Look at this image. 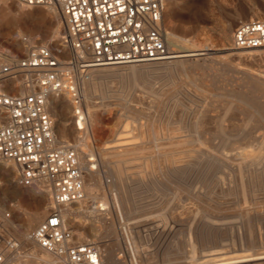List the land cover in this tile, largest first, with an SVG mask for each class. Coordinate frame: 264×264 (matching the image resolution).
Segmentation results:
<instances>
[{
	"label": "rangeland",
	"instance_id": "obj_1",
	"mask_svg": "<svg viewBox=\"0 0 264 264\" xmlns=\"http://www.w3.org/2000/svg\"><path fill=\"white\" fill-rule=\"evenodd\" d=\"M15 1L18 3L0 0V52L23 58L30 53L26 43L31 39L33 48L51 43L48 47L61 61H72L73 55L62 49V23L61 47L54 45L55 12L34 8L45 15L34 11L23 17ZM254 4L261 14H248ZM166 8V29L177 37L181 48L204 54L190 63L205 69L193 71L189 66L186 69L187 65H177L168 67L166 76L154 73L112 80L99 77L97 70L80 76L76 68L68 69L66 76L71 75L73 81L76 78L79 94L84 76L97 79L91 80L93 97L79 103L80 110L93 111L99 120L95 138L86 149L97 188L90 174L83 171L87 190L83 206L85 211L96 205L106 210L95 220L101 233L98 239L92 237V221L85 215L66 222V227L77 243L108 246L115 251L116 260L128 264H170L172 252H189L198 259L264 251V90L257 87L258 82L264 83V49L237 50L232 46L234 32L242 22L264 19V0H166ZM236 14L241 18L234 22ZM230 25L227 42L223 32ZM238 53H259V57L240 59L235 56ZM14 85L4 87L16 93L24 89L23 84L16 90ZM55 112L51 113L50 105L58 140L76 146L75 123L79 119H74L75 110L60 104ZM86 119L88 127L94 125L93 118ZM129 127L141 135L142 157L120 147L126 135L119 129ZM133 159L139 161L131 168ZM0 168V255L6 254L8 262L15 259L8 264H54L52 256L27 243L41 225H28L30 215L46 212L43 223L54 209L53 200L50 196L44 200L24 187L18 171L11 177ZM118 176L126 181L120 190L111 186ZM93 187L94 201L87 197ZM21 188L27 190L23 195L19 194ZM1 217L9 220L8 228ZM146 218L173 232L149 242L148 246L160 244L159 253L143 246L142 238L150 236ZM12 244L19 250L10 254ZM17 252L25 258L19 260ZM131 252L143 254V258Z\"/></svg>",
	"mask_w": 264,
	"mask_h": 264
},
{
	"label": "built area",
	"instance_id": "obj_2",
	"mask_svg": "<svg viewBox=\"0 0 264 264\" xmlns=\"http://www.w3.org/2000/svg\"><path fill=\"white\" fill-rule=\"evenodd\" d=\"M18 1L27 7H60L65 22L63 44L77 54L68 61L71 67L85 70L141 65L169 55L163 0ZM232 46L237 50H263L264 19L241 23L234 32ZM85 54L88 59H84ZM7 57L0 52V114L7 117V123L0 127V163L14 162L20 183L25 187L47 183L55 204L47 219L33 231L31 239L42 250L64 258L67 264H102L96 244L77 243L62 218L65 207L85 199V175L74 146L57 143L49 98L69 85L75 96L77 88L73 78L66 76L65 64L45 45L35 46L23 58L5 62ZM12 82L15 90L23 83L34 87V91L20 94L4 88ZM9 249L19 250V246L12 244ZM4 262V255H0V264Z\"/></svg>",
	"mask_w": 264,
	"mask_h": 264
},
{
	"label": "bare ground",
	"instance_id": "obj_3",
	"mask_svg": "<svg viewBox=\"0 0 264 264\" xmlns=\"http://www.w3.org/2000/svg\"><path fill=\"white\" fill-rule=\"evenodd\" d=\"M165 7H166V0H163ZM17 4L18 8H19V14L23 17H29L31 16V14L36 11L34 10V8H49L52 11H54V23L57 24V28L54 32L53 35V42L56 43L54 44L56 47H61L60 45H58V43L61 41V30H60V25L61 23L64 25V34H65V22H64V18L61 12V9L59 6L57 5H52L49 7H27L22 5L18 0ZM262 2V1H261ZM167 9V8H166ZM240 11V10H239ZM38 12V15L43 16L45 15L44 12L41 11H36ZM243 12V11H242ZM51 13V12H50ZM166 14V11H165ZM243 14V13H242ZM248 14H255V15H259L261 14V9L259 8V6L257 4H254L249 10H248ZM53 15V14H52ZM244 16V14H243ZM241 18V16L239 14H236L234 17V22L238 21ZM243 18V17H242ZM247 18V17H246ZM258 18V17H257ZM232 19V18H231ZM252 19V18H251ZM262 19V18H260ZM165 20V18H164ZM243 23V22H242ZM55 29V28H54ZM165 29V34H166V45H167V49L169 51V55H167L166 57H163L162 60L154 62V63H149V64H141V65H128V66H104V67H100V68H87L85 70H82L81 67H74L77 69V72H79V75L82 76L84 73H88L91 71H98L97 73L100 75L99 77L105 78V79H111L114 77H149L152 76L154 73H159L162 76H166L167 72H168V67L170 66H174V68H177L175 66L177 65H187L186 69L188 68V66L193 70H197L198 68H204L203 66H199V64H193L190 63V60L192 58L198 57V56H202L204 55L201 52H196V51H192V50H188L185 48H181L179 46V42L177 37L173 36V34H171L170 32H168V30L166 29V26L164 27ZM225 29V28H224ZM233 30V29H232ZM231 31V25L223 32V38L225 39V41L229 42L230 41V36H229V32ZM63 35V34H62ZM49 37V36H48ZM51 40V39H50ZM63 40V38H62ZM50 42V41H49ZM182 42V41H181ZM28 45V52H30L33 49V44H32V40L29 39V41H27L26 43ZM51 44V43H50ZM49 44V45H50ZM22 45V44H20ZM19 45V46H20ZM48 45V46H49ZM23 46V45H22ZM21 46V48H22ZM169 46V47H168ZM62 49L64 51H69L70 55L73 56H77V54L69 48H66V46L64 45L62 47ZM174 49H179L178 51H173ZM52 50V49H51ZM194 50V49H193ZM232 50V49H231ZM53 51V50H52ZM206 51V50H204ZM230 51V50H229ZM264 52V51H263ZM262 52V53H263ZM256 53V52H255ZM260 53V52H259ZM254 54V53H238L235 56L240 57V59H254L257 58L258 54ZM58 54V53H57ZM69 55V54H68ZM65 56V55H64ZM264 56V54L262 55ZM79 57V54H78ZM259 57V56H258ZM80 58V57H79ZM89 56L88 54L84 55V59H88ZM14 58L11 57H7L6 61L9 60H13ZM207 60V59H206ZM194 61V60H193ZM209 61V60H208ZM262 61V60H261ZM63 64H65L63 66V72L65 74H67L68 69L69 68H73L70 66L69 63L63 62V60L61 61ZM203 63V62H202ZM206 65V64H205ZM213 65V64H212ZM225 67V66H224ZM124 68H130L132 71L130 73L126 72ZM168 68V69H167ZM173 68V69H174ZM172 69V68H171ZM170 70V69H169ZM179 70V69H178ZM177 70V71H178ZM183 70V69H182ZM181 70V71H182ZM173 71V70H172ZM185 71V70H184ZM188 71V70H187ZM198 71V70H197ZM201 71V70H200ZM204 71V70H203ZM193 73V72H192ZM206 73V72H205ZM86 75V74H85ZM79 77V76H78ZM154 77V76H153ZM168 77V76H167ZM198 77V76H197ZM252 77V76H251ZM82 78V77H81ZM152 78V77H151ZM169 78V77H168ZM195 78V77H194ZM116 79V78H115ZM258 79V78H256ZM78 80V79H77ZM91 80H97L95 78V76H90L89 78H85L83 79V89L80 86L81 93L79 94L78 91V87H77V94L73 95V93L70 91V87L71 85L67 86L66 90H63L62 92H60L59 94L53 95L52 96V100L49 101V113H50V105H51V113H56V109L60 104L63 105H67L69 108H71L72 110H75L77 117L74 118L75 121L77 119H79L78 121H76L75 125H76V134L78 135V138L76 140V146L74 145V148L77 151L78 154V159L80 162V167L82 169V171L88 172L91 176L90 181L93 182V184H95V188L96 187V177L94 175H92V170H91V166L89 164V162H87V153H86V149L88 147V143L93 141V139L95 138V134L97 132V126L99 123V120L97 118V115H94L93 111H83L79 109V103L81 102H85L86 100H88L89 98L93 97V94L91 91H89L92 88L93 82ZM117 80V79H116ZM161 80V79H160ZM75 83L77 84L78 82L76 81L75 78ZM73 81V84H74ZM66 82V81H65ZM23 84V83H21ZM79 84V83H78ZM82 84V83H81ZM8 86V85H7ZM15 88V86H13ZM19 87V85H18ZM24 89L21 90V92H19L20 94H25V93H30L32 91H34V87H27L26 85L23 84ZM258 89H262L264 90V83L262 82H258L257 84ZM6 88V87H4ZM19 91V90H18ZM50 99V98H49ZM62 106V105H61ZM80 111V112H79ZM50 113V115H51ZM88 113V116H87ZM84 114H86V116H84ZM52 117V116H51ZM93 118L94 121V125H92L91 127H88V121L86 118ZM67 118V117H66ZM65 120V119H64ZM7 123V117L3 116L0 114V127L4 126ZM56 123V122H55ZM77 125L79 126L77 128ZM91 125V124H90ZM62 125H60L61 127ZM62 130V129H61ZM68 130V129H67ZM60 131V130H58ZM65 131V130H64ZM63 131V133H64ZM99 131V130H98ZM120 133H122L121 135H126L125 139L120 140V147H122V150L125 148L126 150H132L134 152H138L141 156L142 153V140H141V135L138 134L135 131L134 127H129V129L124 130V128H121V130L119 129ZM129 132V135H128ZM62 133V134H63ZM55 134H56V129H55ZM145 135V134H144ZM57 138V143L58 144H69L67 142H61L58 140V137L56 135ZM61 138V136H60ZM118 138V136H117ZM113 142V141H112ZM114 147V146H113ZM112 147V148H113ZM119 147V148H120ZM107 148H110L107 147ZM117 149V148H116ZM115 150V149H114ZM119 150V149H117ZM116 150V151H117ZM121 150V149H120ZM147 150V149H146ZM89 152V151H87ZM121 153V152H120ZM125 153V152H124ZM137 155V156H138ZM92 157V154H91ZM142 157V156H141ZM94 158V157H93ZM119 158V157H118ZM124 159V158H123ZM92 160V159H91ZM137 161L139 160H135L133 159L130 167H134L137 164ZM118 162H116L117 164ZM120 164V163H119ZM118 164V166H119ZM127 164V163H126ZM140 165V164H139ZM190 165V164H189ZM195 166V165H194ZM197 166V165H196ZM202 166V165H200ZM0 167L4 168L3 170H5L11 177H15V175L17 174L18 167L16 166V164L14 162L11 161H3L0 163ZM198 168V167H197ZM1 169V168H0ZM93 169V168H92ZM192 170V169H191ZM98 173V172H97ZM122 173V172H121ZM94 174V173H93ZM96 175V174H95ZM103 175V174H102ZM142 175V174H141ZM100 177V176H99ZM111 177V176H110ZM127 179V178H126ZM103 181V180H102ZM90 182V183H91ZM106 182V181H105ZM125 180L123 177L118 176L117 179L115 180V182L113 181V185L112 188H116V189H122L123 187H125ZM84 185H85V177H84ZM106 185V184H105ZM93 186V185H92ZM108 186V185H107ZM25 187V186H24ZM26 188H31V192H33L34 194L38 195V197H42L44 198V200L49 199L50 198L53 200V193L52 190L50 189L49 185L47 183H39V184H35L34 186L31 187H26ZM127 188V187H126ZM26 189L25 188H21L19 190V194L23 195L24 193H26ZM86 186H85V192H86ZM104 191V190H103ZM34 197V196H33ZM87 197L91 200H96V194L94 192V187L93 189H90L89 194H87ZM86 199V197H85ZM84 199V200H85ZM83 200V201H84ZM83 201L76 203V204H72L70 206H67L63 209L62 212V218L64 221V224L66 226V222L71 223L73 221L74 218H76L77 216H81V215H85L88 219H91L92 224H91V231L93 234V238L95 237L96 239H98V237H100L101 233L99 232L98 228L96 225V219H98L99 217L104 215V212L106 210V208H101L98 207L97 205L91 208V211H85L84 209V203ZM54 203V201H53ZM55 206V204H54ZM116 209V208H115ZM41 211V210H40ZM50 212V211H49ZM127 211L125 210L123 215H126ZM46 212L44 213H36V214H32L30 215V219L28 221V225H35L36 227L40 225V223L42 224L41 221H43V219L45 218ZM29 216V215H28ZM105 217V216H104ZM2 220H4L5 222V226L8 228V223L9 220H6L5 217H1ZM80 219V218H79ZM28 220V219H27ZM98 222V221H97ZM11 223V222H10ZM146 226L149 229L150 232V236L149 237H143L142 241H143V246L144 248H150L153 249L154 251H156L157 253H159V249L162 248L160 246V244H158L156 247L155 246H148L149 242L153 239H159L162 240V234L164 233L166 236L172 234V231H168L166 229L160 228V226L156 223H153L149 220V218H146ZM74 227V226H73ZM106 229V228H105ZM80 231V230H79ZM91 234V233H90ZM109 234V233H108ZM110 235V234H109ZM90 236V235H89ZM260 238V237H259ZM91 241H87V242H83L84 243H89ZM263 240H260L259 243H262ZM27 243L31 244L32 247H34L35 249L39 250L40 252L46 253L48 254V256H52L54 258V264H67L65 259L55 255L53 253H48L44 250H42L32 239H31V235L28 238ZM80 244V243H79ZM82 244V243H81ZM96 244V243H95ZM112 244H110L109 246H111ZM258 245V244H257ZM98 250L101 253V259H102V253H103V260H102V264H128L125 260L123 259H115V251H113L110 247L108 246H100L99 244H96ZM113 246V245H112ZM264 246V245H263ZM101 247V248H100ZM104 247V248H103ZM114 248V247H113ZM259 248V247H258ZM260 249V248H259ZM102 250V252H101ZM15 250H11L10 254L13 253ZM137 251V250H136ZM150 253V252H149ZM5 257V262L2 264H8L11 263L13 260H10L8 262V257L6 254H3ZM17 256H20L18 259L19 260H23L25 258V256H22L19 252L16 253ZM131 255H133L134 257L141 259L143 258V254L141 255H137L135 252H131ZM38 256V255H37ZM40 256V255H39ZM170 260L171 263L170 264H217V263H221V262H251L253 264H264V251H260L257 253H252V254H245L243 256H233V255H226V256H211V255H203V257L195 259L193 258L189 252H172L170 253ZM30 257V254L28 255V258ZM26 258V259H28ZM40 263V262H39ZM156 263V262H155ZM154 263V264H155Z\"/></svg>",
	"mask_w": 264,
	"mask_h": 264
},
{
	"label": "snow or ice",
	"instance_id": "obj_4",
	"mask_svg": "<svg viewBox=\"0 0 264 264\" xmlns=\"http://www.w3.org/2000/svg\"><path fill=\"white\" fill-rule=\"evenodd\" d=\"M53 223H55V221H53Z\"/></svg>",
	"mask_w": 264,
	"mask_h": 264
}]
</instances>
